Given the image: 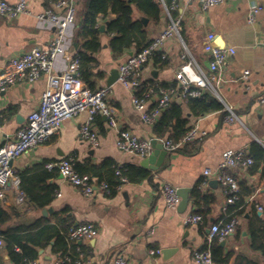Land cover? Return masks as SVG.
<instances>
[{
	"label": "crops",
	"instance_id": "0c3cea01",
	"mask_svg": "<svg viewBox=\"0 0 264 264\" xmlns=\"http://www.w3.org/2000/svg\"><path fill=\"white\" fill-rule=\"evenodd\" d=\"M86 1L76 0V20L85 10ZM161 1L159 20H148L145 25L147 40L163 31L171 19L180 21L181 31L180 35L165 39L160 53L143 66V76L161 86L176 87V72L187 61L192 62L197 73L210 75V55L203 44L206 34L213 33L218 45L233 47L235 54L226 59L219 71L220 80L215 84L217 95L206 92L218 98L224 108L231 107L238 120L225 122L222 111L190 117V126L197 125L207 134L201 140L168 151L157 170L142 166L145 158L119 150L116 146L118 128L126 127L141 138L157 137L153 134L154 125L142 120L140 111L131 102L129 90L118 76L111 84L107 83L111 72L118 70L120 63L135 52V47L115 55L108 44L111 36L105 32L107 21L115 14L100 18L99 28L104 25V30L99 29L102 47L92 54L96 63L91 79L94 89L110 87L106 100L115 113L117 127L110 126L105 116L96 115L92 128L97 133V144L92 146L79 135L80 127L88 118L86 111L64 120L58 133L12 160V168L21 175V188L26 194L24 202L15 203L11 189H5V199H0L2 232L29 229L34 232L36 224L66 228L92 222L97 227L98 233L91 239L68 241L62 236L52 239L48 246H36V259L40 264H51L60 254L56 249H62L65 243L68 245L66 252L81 255V264H113V258L119 252L129 264H196L193 252L207 247L211 250L210 226L225 216L227 206L222 186L214 177L204 176L203 170L216 169L228 149L244 148L252 158L259 157L260 150H264V103L257 101L264 93V46L260 44L264 40V0H226L204 12L198 0H176L170 17L164 6H169L172 0L168 4ZM252 6L261 8L253 22H249ZM50 7L51 0H27V12L0 18V72L10 58L33 47L48 45L54 32L39 27L37 16ZM135 16L141 17L138 11ZM77 51L72 40L64 56L57 59L56 67L62 68L65 61L76 57ZM245 71H248L246 77ZM45 88L46 77L42 75L34 81H17L0 93V146L5 140L13 139L15 132L27 122L29 114L37 109ZM181 100L177 94L172 103ZM152 101L147 108L152 107ZM70 155L79 171L109 162L110 168H128L135 180L122 183L120 189L106 191L98 188L103 180L92 176L95 191L91 196H85L57 169L40 168L45 162ZM256 163L257 167L251 164L232 170L238 183L242 182L244 189L246 186L250 192L246 194L239 184L244 203L241 211L236 213L239 223L224 239V245L218 241L220 251L213 255L214 264H264V161L258 159ZM108 169L101 170L105 179L111 176ZM138 169L147 171L148 177L136 180ZM164 182L177 189L189 188L185 208L166 206L160 192ZM194 189L213 196L214 201L209 204V211L201 223L186 225L182 221L184 215L206 208L203 201L195 202L192 198ZM156 248L161 253L151 254L150 250ZM0 264H15L4 242L0 246Z\"/></svg>",
	"mask_w": 264,
	"mask_h": 264
},
{
	"label": "built area",
	"instance_id": "2783aa9c",
	"mask_svg": "<svg viewBox=\"0 0 264 264\" xmlns=\"http://www.w3.org/2000/svg\"><path fill=\"white\" fill-rule=\"evenodd\" d=\"M201 11L222 3L226 0H198ZM52 7L38 14L39 27L53 30V36L46 47H33L20 56L8 60L4 69L0 72V93L20 80L34 81L44 75L46 88L43 91L40 103L36 110L32 111L27 122L15 132L13 139H7L0 146V199H5V189H11L14 193V201L22 204L25 200V192L21 188L20 174L11 166L10 162L28 149L35 148L49 139L51 135L58 133L62 122L82 111L88 113L87 120L80 127L81 139L95 146L97 133L92 128L96 115L107 118L112 127H117V119L106 97L110 92L109 86H100L94 90L86 87L79 74V59L73 57L65 61L62 68L56 67V61L64 56L70 48L74 35L76 20V0H51ZM176 6V0H172L169 6H164L170 17V10ZM260 6H252L248 13V21L253 22L255 14ZM58 10V11H57ZM27 12V0H15L8 2L0 0V18L14 17L19 13ZM181 25L179 20L171 19L168 26L143 46L127 56L118 67V80L129 90L131 102L140 111L142 120L154 125L160 115L168 109L173 98L178 94L181 98L200 97L209 91L217 95L215 84L220 80L219 71L226 59L235 54V49L229 46L218 45L215 35L207 33L203 44L204 50L209 53L210 75L203 72L197 73L191 61L183 63L176 72L178 86L164 87L151 82L143 76V66L161 51L165 39L177 34L180 35ZM264 46V40L260 43ZM164 56V55H162ZM248 71H245V77ZM154 99V100H153ZM153 100V101H152ZM153 102L151 108H147L149 102ZM264 103V93L257 98ZM224 120L232 123L238 120L234 110L225 106ZM0 123V130H1ZM206 131L198 129L197 125H191L183 137L174 142L169 138L157 137L167 151H174L178 147L201 140ZM116 146L119 150L139 157L146 158L153 153L154 147L151 138H141L126 127L117 129ZM254 162L253 158L244 148L228 149L223 153L222 161L216 169L206 168L204 176H212L222 186L226 195L227 206L225 216L210 226V239L224 240L236 230L239 219L234 211H228V207L240 199V187L232 170L236 167H246ZM48 170L57 169L64 179L80 189L85 196H91L94 191L92 177L81 174L75 168V159L72 155L57 161L45 163ZM119 174V171H116ZM121 183L112 186L120 189L122 183L127 182L125 176H120ZM111 185L105 181L98 188L109 190ZM160 192L167 207L176 209L180 203L177 187L164 182ZM261 209V207H259ZM186 225L201 223L203 216L199 213H188L182 217ZM98 233L97 227L92 222H83L68 227L65 237L68 241L91 239ZM3 245V235L0 232V246ZM18 249V248H17ZM151 254H160L159 248L151 249ZM196 264H214L210 247L196 250L192 255ZM81 255H72L68 252L57 255L51 264H81ZM24 264H40L37 259L27 260ZM113 264H129L123 253H117L113 258Z\"/></svg>",
	"mask_w": 264,
	"mask_h": 264
},
{
	"label": "trees",
	"instance_id": "16d2710c",
	"mask_svg": "<svg viewBox=\"0 0 264 264\" xmlns=\"http://www.w3.org/2000/svg\"><path fill=\"white\" fill-rule=\"evenodd\" d=\"M166 4L170 0H163ZM161 0H87L85 10L81 16L76 20L73 43L78 47L77 55L79 59V74L85 81L90 90H94V83L91 79L93 76V68L95 67L96 59L92 54L96 53L102 47L101 36L102 32L99 30L98 21L100 18H107L110 14H115V17L107 21L106 33L111 36L109 46L115 55H119L124 49L135 47V51H139L143 46L148 44L151 40H147L145 25L140 20V17L135 16V11H138L141 16L146 17L150 21H158L162 12ZM212 111H224V105L209 92H204L200 97H186L182 98L181 102L172 103L159 117L153 126V134L156 137H165L174 142L179 141L186 131L190 128V117L197 118ZM253 146H257L254 144ZM261 149V148H260ZM259 160L264 161V150H260L259 157H254L252 167H257ZM46 163V162H45ZM45 163L40 168H45ZM109 162H104L100 166H92L87 171H79L75 165L76 170L81 174H88L90 177H96L103 180L112 186L121 183L120 176H125L128 181H134L128 168L117 166L110 168ZM109 168L111 176L104 178L101 175V170ZM52 170V169H51ZM119 174H116V171ZM264 176V167L263 172ZM148 177V172L138 169L136 180L145 179ZM21 178V175H20ZM242 190L248 194L249 188L243 187V183H239ZM240 199L228 207V211H234V214L240 212L244 203L242 192H239ZM192 198L195 202L203 201L206 208L197 213L203 217L209 211V204L214 201L213 196L203 195L197 189L192 192ZM61 223V218H58ZM69 226V225H68ZM59 227L58 225H38L36 230L31 232L16 230L14 232H2L3 242L9 257L15 264H24L27 260L37 258L36 246H48L50 241L54 238L58 239L64 237L68 229ZM32 229V228H31ZM67 243L63 248L56 249L60 254L66 253ZM18 248V249H17ZM212 257L217 251L218 240L213 238L211 240Z\"/></svg>",
	"mask_w": 264,
	"mask_h": 264
},
{
	"label": "water",
	"instance_id": "95a60500",
	"mask_svg": "<svg viewBox=\"0 0 264 264\" xmlns=\"http://www.w3.org/2000/svg\"><path fill=\"white\" fill-rule=\"evenodd\" d=\"M140 20L142 21V23L144 25H147L148 23V19L144 16L140 17ZM101 31L104 30V25H100L99 28ZM119 75V72L117 69H114L111 72V75L107 81L108 84H111L113 82V80H115V78H117V76ZM151 143L154 147L153 153L146 157L141 165L149 168L151 170H157L159 168V165L161 164V162L164 160L165 156L167 155L168 151L164 148L163 144L161 142H158L156 138H152L151 139ZM10 164H12V161L10 162ZM188 192H189V188H180L178 189V194L181 198L179 206L181 208H185L187 206L188 203ZM50 210V209H49ZM220 245H224L225 244V240H222L219 242ZM164 252H169V250H165Z\"/></svg>",
	"mask_w": 264,
	"mask_h": 264
}]
</instances>
